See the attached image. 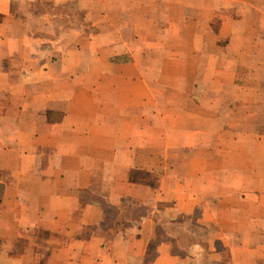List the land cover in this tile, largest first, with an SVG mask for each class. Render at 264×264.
<instances>
[{
	"label": "crops",
	"instance_id": "0c3cea01",
	"mask_svg": "<svg viewBox=\"0 0 264 264\" xmlns=\"http://www.w3.org/2000/svg\"><path fill=\"white\" fill-rule=\"evenodd\" d=\"M185 5L0 0V264H264V188L203 196L210 178L226 182L203 171L221 168L210 152L248 155L249 185L256 174L264 183V65L242 66L240 56L234 70L221 67L234 77L250 69L249 100L228 104L249 130L225 128L227 99L167 96L180 54L166 34ZM198 39L186 37L183 67L208 77L212 56ZM225 130L248 147L233 139L226 148ZM238 201L249 203L245 219ZM179 220L214 231L198 239L169 228Z\"/></svg>",
	"mask_w": 264,
	"mask_h": 264
},
{
	"label": "rangeland",
	"instance_id": "374dc122",
	"mask_svg": "<svg viewBox=\"0 0 264 264\" xmlns=\"http://www.w3.org/2000/svg\"><path fill=\"white\" fill-rule=\"evenodd\" d=\"M178 4L183 5L187 4V8H181L178 10V13H184L187 16L179 17L180 23L178 25L172 26V32L167 33L166 35L174 36L175 40L169 44L170 48L180 54L178 62H170L174 65H179L175 78H171L170 84H172V91L168 94H171V97L178 100H183L189 97H192L194 100L201 99L202 96L213 99V98H222L227 99V110L228 113L227 120L225 123V128L234 129L244 127L245 129H250V122L241 121L238 118L240 115H244L240 111L239 106L228 104L233 103V100L236 98H242L249 100L250 96V85L254 84L255 81L250 77V69L245 70V67H241L237 74L233 72H226L224 70L230 69L234 70L232 66L235 64L239 66L247 65H264V0H231L236 2L235 9L233 5L224 4L225 0H175ZM225 7H231L224 9ZM44 9H50L45 7ZM52 9V8H51ZM53 13H64L69 16L72 15V10H59V8L51 11ZM85 15L84 10L79 11V16L82 17ZM77 16V14H76ZM222 20H226V23H222ZM190 36L191 38L198 36V44L209 53L210 57V66L213 71L210 72L208 77L204 75L197 74V71L190 72L183 67L186 56L182 55V50H189L186 47V37ZM201 38V39H200ZM191 45L188 48L195 49L197 42H190ZM214 56V57H213ZM241 56V58H240ZM218 57V59H216ZM152 57H147L146 64H148ZM240 58V64H239ZM246 66V67H247ZM221 67L224 69H221ZM220 69L216 72V70ZM259 69V67L257 68ZM151 79L156 80L157 73L151 72ZM264 75V74H263ZM203 84L198 88H189L188 85L192 84L195 81H201ZM187 102V101H186ZM215 101H211V104ZM189 104V102H187ZM192 108H193V104ZM247 113V112H246ZM200 124V122H199ZM219 122L217 121L214 124V128H217ZM256 127H259V123H255ZM195 127V126H194ZM208 144L210 149L212 144H214L213 139L208 137ZM217 139L220 143H223L227 147L229 144H233V139L236 140L238 147H248L249 138L247 137H238L235 138L232 132L226 131L220 132ZM205 145V144H204ZM188 151H182L179 149V155L185 156V153ZM210 161L215 163L214 166H217L216 163L221 165V168L218 169H207L203 170L210 173H219L225 177V184L217 183L216 185L212 184L211 187L207 188L204 191L203 196H218L220 193H224L225 196H249V191H254L257 188H264L263 184H256L257 174L254 175L252 185H249V169H240L242 164L244 167L247 166L249 160L248 155L246 158L242 156L241 158L237 153L232 152H220L217 156L208 154ZM219 157V158H218ZM218 158V159H217ZM193 162L196 163V168H199L201 161L195 157ZM241 171V172H240ZM264 172V170H263ZM220 179V181L222 180ZM254 184V185H253ZM196 185V184H195ZM252 187V189H251ZM234 199L230 203H235ZM249 202V201H248ZM226 204L228 201L225 202ZM203 204H205L203 202ZM241 204V205H239ZM249 203L241 202L235 206L237 210V218L242 216L243 219L249 216L250 207ZM206 205V204H205ZM240 210V211H239ZM197 218V217H196ZM179 224H171L169 228H174L175 230H185L182 232H187L186 229L194 234L195 238H205L211 237L214 230L213 227L206 225L200 226L197 223H188L182 224V221L179 220ZM176 227V228H175ZM264 238V236H263ZM217 247V244H216ZM206 264H210L206 262Z\"/></svg>",
	"mask_w": 264,
	"mask_h": 264
}]
</instances>
